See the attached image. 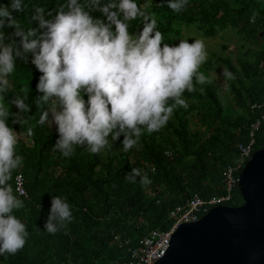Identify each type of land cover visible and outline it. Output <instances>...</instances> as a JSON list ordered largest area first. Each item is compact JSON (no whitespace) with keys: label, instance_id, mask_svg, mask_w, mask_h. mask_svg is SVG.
Listing matches in <instances>:
<instances>
[{"label":"trees","instance_id":"trees-1","mask_svg":"<svg viewBox=\"0 0 264 264\" xmlns=\"http://www.w3.org/2000/svg\"><path fill=\"white\" fill-rule=\"evenodd\" d=\"M111 2L101 0V5ZM10 3L0 0V6L10 7ZM136 3L145 17L156 19L163 43L176 45L184 28L194 27L205 37L231 28L246 39L259 37L262 46L258 50L243 46L235 61L219 57L223 69L235 77L225 80L221 75L229 103H224L214 81L208 78L210 82L198 84L194 80L196 90L183 94L188 107L175 108L165 126L151 134L145 131L131 150H123L121 135L115 142L109 138V145L99 154L77 146L68 158L52 151L58 138L56 127L40 123L47 107L37 102L41 93L36 84L42 73L31 64V55L28 63L23 57L17 59L2 102L10 113L9 125L18 133L17 153L24 158L10 183L15 191V177L21 174L27 197H19L24 207L14 214L26 224L29 236L15 255L0 256V264H124L130 257L129 247L137 246L150 230L169 227L171 209L194 195L208 199L222 193V171L238 157L235 144L248 143L250 125L264 115L263 2L189 0L180 13L163 6V0ZM65 4L66 0H24L22 12L10 11L25 32L30 28L39 32V22L32 18L36 9L43 8L45 17L50 18L49 12L54 16ZM85 10L104 19L96 9L86 5ZM254 14L255 23L251 22ZM143 19L137 16L128 21L129 32L141 31ZM0 31L13 46L20 39L9 37L14 28ZM18 102L24 105L23 110L17 109ZM254 104L260 107L251 108ZM192 115L199 129H191ZM263 145L264 121L255 132L252 152ZM166 150L171 156L165 155ZM133 167L142 170L150 183H141L139 177L135 183L125 179ZM54 195L67 198L74 219L53 235L44 231V224ZM234 196L229 206L243 202L238 190Z\"/></svg>","mask_w":264,"mask_h":264},{"label":"clouds","instance_id":"clouds-1","mask_svg":"<svg viewBox=\"0 0 264 264\" xmlns=\"http://www.w3.org/2000/svg\"><path fill=\"white\" fill-rule=\"evenodd\" d=\"M188 2L163 0V6L180 13ZM86 5L102 12L104 19L94 17ZM23 8L24 0L0 6V29L14 28L9 37L20 38L13 46L0 31V256L15 255L29 236L26 224L14 214L24 202L10 183L24 158L17 153L18 133L9 125L10 113L2 102L17 59L23 57L28 63L31 55V64L42 73L36 84L41 93L37 102L47 107L40 123L56 126L58 138L51 148L66 158L74 155L77 146L99 154L109 138L115 142L121 135L123 150H131L145 131L151 134L165 126L175 108L188 107L183 94L196 90L194 80L210 82L199 71L208 59L204 41L194 38L189 43L187 38L176 45L163 43L156 19L145 17L136 0H112L105 5L101 0H66L54 16L47 14L50 18L37 8L32 18L39 22V32L31 28L25 32L12 16V11ZM137 16L144 18L143 28L130 33L128 21ZM255 18L254 14L251 22ZM221 75L225 80L235 78L227 68ZM17 109L23 110L24 105L18 102ZM137 177L150 183L135 167L125 179L135 183ZM73 219L67 198L54 195L44 231L54 235Z\"/></svg>","mask_w":264,"mask_h":264},{"label":"water","instance_id":"water-1","mask_svg":"<svg viewBox=\"0 0 264 264\" xmlns=\"http://www.w3.org/2000/svg\"><path fill=\"white\" fill-rule=\"evenodd\" d=\"M238 191L241 204L180 224L154 264H264V145L242 167Z\"/></svg>","mask_w":264,"mask_h":264},{"label":"built area","instance_id":"built-area-1","mask_svg":"<svg viewBox=\"0 0 264 264\" xmlns=\"http://www.w3.org/2000/svg\"><path fill=\"white\" fill-rule=\"evenodd\" d=\"M259 107L256 104L251 106L253 109ZM263 121L264 115H261L250 125L248 143L237 142L235 144L238 150V157L222 171V193L208 199L194 195L187 198L182 205L171 209L167 216L169 227L167 229H152L140 239L137 246L129 247L128 253L130 257L124 264H154L165 255L170 245L172 234L180 224L196 222L211 207L228 205L234 201L235 190H238L239 173L246 161L251 157L255 142V132L262 126ZM165 155L171 156L170 150H166ZM15 191L19 197H27L23 188L21 174L15 177ZM127 243L128 241H125L124 244ZM119 246H121L120 242Z\"/></svg>","mask_w":264,"mask_h":264},{"label":"rangeland","instance_id":"rangeland-1","mask_svg":"<svg viewBox=\"0 0 264 264\" xmlns=\"http://www.w3.org/2000/svg\"><path fill=\"white\" fill-rule=\"evenodd\" d=\"M258 2H263L264 0H257ZM181 39L189 38V43L193 42V39H202L205 43L206 50L208 53L207 61L201 65L199 70H202L203 74L206 75L210 80L217 83L220 88V95L224 103L230 102V96L228 92L224 89L225 83L221 77V72L223 71V66L219 61V57L229 56L233 61L238 57L239 51L243 46L247 49L258 50L261 48L262 43L260 38L257 40L246 39L242 34L236 32V30L227 28L220 31L214 37H205L200 32H198L194 27L183 30ZM177 41L176 44H178ZM56 127L55 125H52ZM190 127L192 130L199 129V125L196 122V118L192 115Z\"/></svg>","mask_w":264,"mask_h":264}]
</instances>
